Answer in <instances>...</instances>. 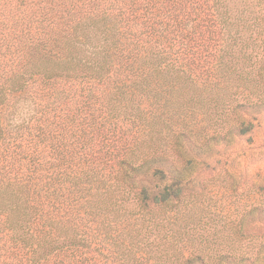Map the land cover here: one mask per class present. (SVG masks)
<instances>
[{
  "label": "trees",
  "instance_id": "16d2710c",
  "mask_svg": "<svg viewBox=\"0 0 264 264\" xmlns=\"http://www.w3.org/2000/svg\"><path fill=\"white\" fill-rule=\"evenodd\" d=\"M225 1L0 0V264H235L178 224Z\"/></svg>",
  "mask_w": 264,
  "mask_h": 264
},
{
  "label": "rangeland",
  "instance_id": "374dc122",
  "mask_svg": "<svg viewBox=\"0 0 264 264\" xmlns=\"http://www.w3.org/2000/svg\"><path fill=\"white\" fill-rule=\"evenodd\" d=\"M225 2L246 64L230 67L233 80L212 84L216 94L195 118L198 149L178 152L188 171L178 224L182 243L191 227L196 245L235 264H264V0Z\"/></svg>",
  "mask_w": 264,
  "mask_h": 264
}]
</instances>
